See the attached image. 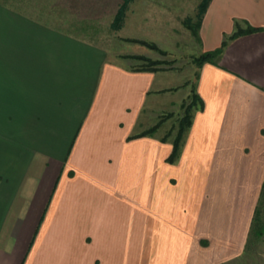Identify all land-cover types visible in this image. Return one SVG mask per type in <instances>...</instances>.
Segmentation results:
<instances>
[{
  "label": "crops",
  "instance_id": "0c3cea01",
  "mask_svg": "<svg viewBox=\"0 0 264 264\" xmlns=\"http://www.w3.org/2000/svg\"><path fill=\"white\" fill-rule=\"evenodd\" d=\"M201 1L133 0L129 16L150 22L165 8V36L177 35L171 23L197 20ZM57 6L0 0V264H223L242 255L264 187V0H210L199 53L238 28L260 29L198 66L204 106L172 163L170 137L131 136L155 124L141 118L164 101L166 73L182 69L110 59L59 27ZM184 80L179 102L193 89Z\"/></svg>",
  "mask_w": 264,
  "mask_h": 264
},
{
  "label": "rangeland",
  "instance_id": "374dc122",
  "mask_svg": "<svg viewBox=\"0 0 264 264\" xmlns=\"http://www.w3.org/2000/svg\"><path fill=\"white\" fill-rule=\"evenodd\" d=\"M122 1L123 0H58L56 23L65 30L71 31L91 42L106 47L110 59L116 58L117 60L131 62L134 66L141 67L147 64V61L135 55H144L154 60L159 59L164 61L158 64L163 67L182 69L181 72L170 71L166 73L168 77L166 82L164 81V84L169 88L159 93V97L163 98L164 101L159 104L158 108L154 109V114L150 113L146 116L144 114L141 118L143 126H150L160 120V126L153 132V134L155 133L154 136H164L171 133L168 137L173 141V137L179 126V118L185 113L184 103L187 104L192 100L190 95L188 98L183 99V102H179L183 96H186L188 90V86L183 85L184 79H187L189 87L194 85L198 73V65L195 61V57L205 52L199 53L197 42L200 41V38L199 35L193 33V29L190 25L196 23L197 20L194 18L195 21L191 20L190 24L186 22V20L183 22L175 21L171 23V25L176 28L177 35H174L175 33H169V35L165 36V8L161 10L164 11L163 13L150 16L151 18L153 17V21L140 22L138 18L135 19L129 16L130 3L133 1L131 0L123 15L124 20L121 27L114 28L113 23L115 15ZM187 1L197 4L199 0ZM157 8L160 10V7ZM197 9L199 8L194 6V10ZM187 11L189 14L194 13L191 7H187ZM189 17L193 18L194 16ZM183 26H185V28H183ZM199 28H196L198 33ZM140 34L143 36L137 37ZM140 39L156 43L158 47L166 52L163 53L157 48H153L148 44L138 41ZM124 52L137 53L128 54L129 56L131 55V57H129L126 56ZM170 86H178V88H170ZM173 101L175 102L173 103ZM157 116L160 118L158 119ZM140 129H142V127L139 125V130ZM149 134L151 135V133ZM45 136L47 135L41 134L38 135L37 138L41 137L40 139L42 141L46 138ZM163 136H161V139ZM30 137L31 135H27V139ZM178 158L179 156L174 161L169 162H176ZM164 189L165 187H163V190ZM161 190L162 189H160V191ZM154 205L156 206L155 202ZM256 210L257 212L255 211L254 214L256 218L252 222L245 252L239 257L223 264H264V187ZM158 249H160V246L154 247L155 252H157Z\"/></svg>",
  "mask_w": 264,
  "mask_h": 264
},
{
  "label": "trees",
  "instance_id": "16d2710c",
  "mask_svg": "<svg viewBox=\"0 0 264 264\" xmlns=\"http://www.w3.org/2000/svg\"><path fill=\"white\" fill-rule=\"evenodd\" d=\"M130 1L131 0H123L122 3H120V5H119V7L117 9L116 15H115L114 23H113V27L114 28L121 27L122 22L124 20L123 19L124 18L123 15L125 13V10L127 8L128 3ZM209 2H210V0H202L200 2L199 11H198V18H197L196 23L190 24L191 23L190 22L191 19L186 21V22H188L191 25V27L193 29V33H195L196 35H198V30L196 28L200 27L201 22H202V18H203V14L206 11ZM259 29H260L259 27H256V26H253V25H249L246 28H243V27L242 28H238L233 33L227 35L223 39V41L221 43V46H219V47H217V48H215L213 50L205 51L202 54H200L197 57H195V61H196L197 65L201 66L206 61H215V58L223 51L224 47L227 45V43H228V41L230 39L236 38L237 36L242 35V34H246V33L257 31ZM138 41H140V42H142L144 44H148V45H150L153 48H157L163 53L166 52L163 49H161L160 47H158V45L156 43H151V42H148V41H145V40H142V39H140ZM135 56L147 61V64L142 65L140 68L150 69V70H158V69L167 68V67H163L161 65H158V64L164 62L162 60H159V59L154 60V59L146 57L144 55H135ZM165 62H167V61H165ZM198 76H199V72L197 73V77ZM190 95H191L192 100L189 103H187V104L184 103L185 113H184V115H182L179 118V126L177 128L175 136L173 137V149H172V152L169 154V156L167 158L168 161H174L180 154V148H181V144L183 142L185 133H186V131L188 130V128L192 124L194 108L200 107V106L201 107L204 106L203 98L199 95V93L196 92L195 83L193 85V89H192V92H191ZM160 123L161 122L159 120L151 128H149V129H147L145 131H142V132H140V133H138L136 135H132L131 137L142 136V135H145V134H148V133H153V132H155L158 129V127L160 126ZM169 135H164L162 139L166 140ZM256 212H257V210H256ZM255 218H256V215H254L253 221L255 220Z\"/></svg>",
  "mask_w": 264,
  "mask_h": 264
}]
</instances>
